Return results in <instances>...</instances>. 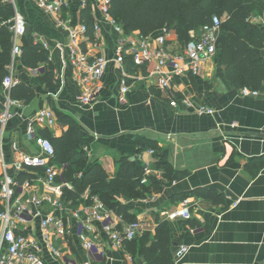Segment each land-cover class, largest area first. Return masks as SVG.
<instances>
[{"label":"crops","instance_id":"crops-1","mask_svg":"<svg viewBox=\"0 0 264 264\" xmlns=\"http://www.w3.org/2000/svg\"><path fill=\"white\" fill-rule=\"evenodd\" d=\"M66 2L67 7L59 15L42 10L29 0H14L17 12L27 22L28 31H32L36 41L49 52L56 79V87H49L41 83L36 70L23 65L22 56L15 62V85L25 84L36 92L33 101L28 104L23 101L13 108L15 117L6 129L9 170L21 183L18 200L26 202L45 194L42 171L15 166L17 159L38 152L27 137L28 128L33 125L37 136L42 137L43 131L61 137L68 130L58 120L50 128L36 123L40 112L49 109L56 116L62 113L78 122L91 139L83 148L84 154L91 164H101L110 178L117 175L121 158L128 157L151 170L147 184L152 178L161 185L159 192L149 191L144 198H117L131 207L130 213L143 223L144 230L135 243H125L115 249L111 235L96 226L89 239L100 253L98 262L147 264L138 244L144 236L154 238L157 221H160L168 224L172 236L173 264H263L264 167L257 175L256 171L257 161L264 163V95L242 96L227 80L219 52L205 61L197 76L190 73L175 76L172 71L167 72L179 96L191 99L198 106H206L214 115L201 116L196 109L183 106L175 109L168 97L158 90V80L151 75L153 65L131 66V52L127 51L124 67L115 63L118 50L122 47L127 50L132 40L142 37L139 33L116 34L102 18L98 0ZM84 4L90 5L99 31L82 40L81 47L91 58L103 55L110 61L97 83L101 88L97 101L87 109L79 107L82 93L79 73L69 61L66 48L70 32L83 22ZM60 19L63 25H59ZM250 21L264 33V12L251 17ZM192 32L198 37L201 30ZM164 35V31H159L147 38L153 50L159 49L157 40ZM166 36L172 54H181L184 46L176 33L170 31ZM96 37H99L98 46ZM21 44L23 46V40ZM257 53L264 59V41ZM123 79L130 90L126 104L121 105ZM14 144L18 152L13 151ZM63 168L56 165L58 172H63ZM165 168L172 172L169 178L165 176ZM205 189L221 194L222 203L215 205L195 195L196 191ZM184 197L193 199V219L189 222L166 220L163 213L174 210ZM87 199L92 200L89 190L78 204L64 200L62 216L68 232L64 237L54 236L53 240L63 253L79 261L89 260L90 252L79 237L80 222L73 217V212ZM38 212L47 215L53 208L48 204L40 209L31 207L30 213L16 221L17 232L39 242L46 264H59L46 249L41 219L36 217ZM126 225L119 218V229ZM182 248L187 252L180 255Z\"/></svg>","mask_w":264,"mask_h":264},{"label":"built area","instance_id":"built-area-1","mask_svg":"<svg viewBox=\"0 0 264 264\" xmlns=\"http://www.w3.org/2000/svg\"><path fill=\"white\" fill-rule=\"evenodd\" d=\"M38 8L53 14H62L63 8L67 7L66 0H29ZM112 0H98L99 10L102 18L109 23L114 32L118 35H125L124 29L111 16ZM3 3H10L15 8L14 0H3ZM87 8L88 5L84 4ZM224 20L214 17L212 23L204 27L200 35L196 37L193 32L190 33L191 41L184 47L179 55H173L167 46V34L158 38V50H153L147 38L141 37L132 40L129 48L124 50L123 47L118 50L115 63L121 68L126 61V51L131 52L132 60L137 68L154 66L151 75L158 80V90L165 94L170 100V105L177 109L181 106L185 108L196 109L199 115H214V111L203 105H196L191 99L179 96L174 89L172 78L168 71H172L175 76H183L190 73L197 76L205 61L218 54V42L221 35ZM5 26L9 27L12 33V62L9 67V74L3 81V91L0 93V103L3 108L0 109V200L2 201L5 211L0 215V264H46V260L41 253V245L31 237L17 232L16 221L22 220L24 216L31 212L32 208H42L50 205L53 212L42 215L41 212L36 217L41 219L43 230L42 237L46 249L59 264H101L97 261L99 251L90 241L94 234L96 226L108 232L115 249H120L126 242L134 241L142 234L144 225L141 221L128 223L123 229H119V218L113 211H110L105 204L98 198L94 197L91 204L87 199L80 209L73 212V217L80 222L77 232L81 240L85 243L86 249L90 252L89 260L79 261L63 253L56 245L54 236L64 237L68 230L65 225L62 212L65 207L63 194L65 189H72V185L65 181H58L63 172L56 170L55 148L52 142L42 136H37L35 128L31 125L27 131L29 141L34 142L37 154L24 155L17 159L15 166L17 168H26L42 171L45 179L43 180L44 195L42 198H32L26 202H20L17 198L20 189L19 180L10 173V163L7 160L5 149L6 129L10 121L15 117L13 108L19 106L21 101H14L10 98L9 92L15 85L13 75L15 62L22 56V40L27 33V22L15 8V16L12 20L6 22ZM59 25L63 21L59 20ZM99 31V25L94 22V33ZM88 37V27L82 22L75 30L69 34L67 50L69 61L79 73V86L82 93L79 99V107L82 109L90 108L97 101L101 88L97 83L103 78L109 65V60L103 56L91 58L81 47L82 40ZM99 37L95 38L96 46L99 44ZM39 74L43 73L44 68L36 70ZM130 87L126 80H122L119 103L126 104V96ZM244 97H260L262 94L249 89L241 91ZM57 122L56 114L49 109L43 110L36 118V123L44 127H53ZM14 152H18V146H12ZM151 153H154L151 151ZM64 169V168H63ZM64 171V170H63ZM151 170L145 168L142 184L148 183V176ZM58 196V197H56ZM83 198V196H82ZM191 197L183 199L178 206L171 212H164L168 221L182 220L189 222L194 217V205ZM61 214V215H60ZM187 249L182 248L180 255L186 253Z\"/></svg>","mask_w":264,"mask_h":264},{"label":"trees","instance_id":"trees-1","mask_svg":"<svg viewBox=\"0 0 264 264\" xmlns=\"http://www.w3.org/2000/svg\"><path fill=\"white\" fill-rule=\"evenodd\" d=\"M263 12L264 0H112L110 8L111 16L123 27L126 35L139 33L148 38L159 31H174L184 47L191 41L192 31L210 25L214 17L225 18L218 42V53L221 54L227 80L238 91L246 88L262 95L264 59L257 51L263 44L264 33L251 23L250 18ZM14 16L13 5L0 0V93L3 91V81L9 74L13 46V35L4 24ZM82 21L88 27V36L92 37L94 19L90 5L84 9ZM21 60L29 69L39 70L43 67L44 71L39 75L41 83L56 87L49 52L36 41L34 33L28 31V26L23 38ZM130 65L137 68L133 60ZM9 95L14 101L28 104L35 99L36 92L25 84H17L11 88ZM1 108L3 104L0 103ZM57 120L66 125L68 130L61 137H56L49 131H43V136L52 142L56 162L64 167L58 181L68 182L73 187L65 189V200L78 204L83 194L89 190L90 199L98 197L123 222H135L136 217L130 213L131 207L117 198H144L149 191L159 192L160 182L151 178L150 184L143 185L144 167L128 157L121 158L117 175L110 178L101 164H91L88 161L83 148L91 139L78 122L62 113H57ZM259 162L257 161L256 175L264 167L263 160ZM162 166L160 164L159 168ZM165 171L166 178H169L172 172L166 168ZM195 195L215 205L223 201L222 195L214 190H198ZM185 198L188 197L183 199ZM91 203L92 200L87 202ZM4 211L0 200V215ZM157 223L154 238L150 240L148 236H144L140 240V252L147 264H173L172 236L168 224L160 221ZM136 240L126 243L133 244Z\"/></svg>","mask_w":264,"mask_h":264},{"label":"rangeland","instance_id":"rangeland-1","mask_svg":"<svg viewBox=\"0 0 264 264\" xmlns=\"http://www.w3.org/2000/svg\"><path fill=\"white\" fill-rule=\"evenodd\" d=\"M258 14H254L253 17H257ZM224 22H225V18H223ZM224 24V23H223ZM204 29V27L200 28V30L202 31ZM184 46V45H183Z\"/></svg>","mask_w":264,"mask_h":264},{"label":"water","instance_id":"water-1","mask_svg":"<svg viewBox=\"0 0 264 264\" xmlns=\"http://www.w3.org/2000/svg\"><path fill=\"white\" fill-rule=\"evenodd\" d=\"M263 264H264V260H263Z\"/></svg>","mask_w":264,"mask_h":264}]
</instances>
